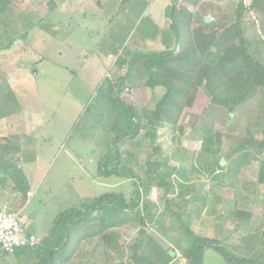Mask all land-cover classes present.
Here are the masks:
<instances>
[{
  "label": "rangeland",
  "instance_id": "rangeland-1",
  "mask_svg": "<svg viewBox=\"0 0 264 264\" xmlns=\"http://www.w3.org/2000/svg\"><path fill=\"white\" fill-rule=\"evenodd\" d=\"M155 1L160 4L167 0ZM177 1H171L169 6L175 8L179 19L182 17L176 26L179 42L170 34L171 21L165 19V33L150 43L135 35L144 28L147 34V29H152L142 12L136 14L132 24L123 22L125 28H121L119 18L110 20L115 24L113 30L104 27L82 32L74 28L82 17L76 13L74 2L64 5L66 0H6L0 10V49L13 46L14 52L24 50L32 55L35 64L43 61L44 69L31 64V70L37 71L34 78L38 98L29 99L28 105L35 103L33 111H41L44 116L45 128L38 131V143L44 145L50 140L52 146L46 155V147H42L40 165L29 162L35 150L28 141L29 134H24L26 127L15 96L2 82L1 62L5 60L0 54V117L14 114L4 122L14 127V134L7 140L11 150L7 151L13 155L6 153L3 161L19 166L33 183L32 196L24 198L0 167V210L21 213L29 202L27 210L31 214H21L20 218L27 232L38 239L37 246L28 251L0 254V264L39 263L50 250L44 243L54 239L48 231L59 213L80 210L82 204L105 194L113 197L105 203V209L97 208L83 221L73 218L74 222L64 226L68 234L66 251L71 255L64 257L62 264H133L135 244L147 239L154 245L148 249L149 254L153 255L152 248L162 253L171 250L168 264H187L182 256V250L191 243L185 236L186 229L217 240L235 258L253 264L264 262V185L258 181L264 153L238 149L249 139L260 140L264 133V87L254 89L252 95L228 112L211 103L206 80L192 87L197 72L188 76L175 67L165 70L156 74L155 80L170 83L173 94L181 85L187 92L180 103L176 125L155 122L152 127V113L165 87L153 85L142 62H136L118 95L131 106L139 131L126 141L119 160L108 165L112 173L106 177L98 172V160L109 146L114 127L122 121L108 90L125 74L123 61H130L136 54L163 51L166 45L161 42L168 38L174 55L185 42L193 49L217 42L209 49L225 55L236 43L229 36L224 38L225 30L233 26L242 3V31L249 43L248 53L254 61L264 64L260 16L248 9L252 0H193L191 4ZM205 17L212 19L213 27L202 25ZM237 65L238 75L248 78L243 64ZM225 83L222 81L221 86ZM241 86L240 90L246 87ZM212 89H216L214 82ZM149 132H154L153 138L147 135ZM205 133L214 138L203 144ZM147 161H158V165L151 168ZM124 170L131 171L134 177ZM159 178L167 188L156 184ZM145 182L149 183L148 189L143 187ZM144 205L148 211H143ZM149 212L155 218L152 223L140 222V217ZM244 213L250 214L247 220L241 218ZM202 264L231 263L221 254L206 250Z\"/></svg>",
  "mask_w": 264,
  "mask_h": 264
},
{
  "label": "trees",
  "instance_id": "trees-1",
  "mask_svg": "<svg viewBox=\"0 0 264 264\" xmlns=\"http://www.w3.org/2000/svg\"><path fill=\"white\" fill-rule=\"evenodd\" d=\"M5 2L6 0H0V10L3 9ZM248 9L255 10L257 15L260 16V36L262 37L261 41L264 42V0H252ZM243 10L244 7L242 3H239L238 10L235 13L236 19L233 26L230 29L228 28L225 30V37H221L226 38L229 36L236 42L234 45L235 47L230 49L225 55L221 54L220 52H213L209 49L208 46L210 44L212 46H217V42L214 44L210 43L208 45L204 44V48L202 46L203 44H200L199 49H193L189 42H185L181 45V50L178 55H174V51H172L173 49L170 50L168 43H166V49L163 51L140 53L131 57L130 61H123L124 65L126 66L125 74L118 78L114 82L113 87L109 88L108 90V96H110V100L118 108V111L120 112L118 113V116L122 118V121H119L117 126H113L116 131L114 132L113 137L108 141L109 146L105 151L104 156L98 160V172L101 175L108 177L112 173V170L108 168V165L119 160L121 154L124 152L126 141L135 136L140 128L139 125L134 122L135 115L132 112L131 106L121 101L118 95L123 86L127 84V81L130 77L131 68L136 62H142V66L147 72L148 80H150L153 85L159 84L165 87V93L156 102L154 111L152 113L154 120L150 122L152 127H154L155 122H164L169 126L174 127L177 122V117L181 112L182 107L180 103L187 92L184 88V85H181L180 89L175 94H173L171 92L170 83H160V81H156V74L162 73L165 70H172L175 67L179 72H183L185 75L188 74V76L193 71L197 72L198 75L195 78L196 83H194L192 87L200 84L202 80H206V89L211 97V103L215 106L225 109L228 112H232L236 106L240 105L248 96L252 95L254 89L264 87V64L252 59L248 53L249 43L243 37L242 26L244 19H242L241 16ZM177 16L178 14L176 13V10L173 6H169L165 9L166 19L171 21L170 34L176 39V42H179V33L176 26L180 25V19L182 17L179 19ZM201 23L207 27L214 26L213 22L205 24L203 19L201 20ZM184 29L185 34H187L186 29H189L188 26L184 27ZM7 48H9L8 45L4 48H1L0 51ZM173 60L176 61V64H173ZM238 62H241L244 66V69H246L245 73L247 74L248 78L245 80L242 78V75H238ZM240 70H242V68ZM222 81H225L226 83L221 86ZM213 82L216 85V89H212ZM241 85L246 86L244 90H240L242 88ZM216 91L219 93L217 94ZM147 135L153 138L154 132H149ZM213 138L214 137L211 133H205V138L202 140L203 144H205L206 141L208 142L209 140H212ZM217 139L218 142L219 138L217 137ZM242 143L243 141H241V144ZM239 148H252L253 150L256 149V152L262 151L264 153V133L260 140L249 139L246 145H239L238 149ZM215 150L217 149H212L214 152ZM154 151L158 152L157 149H154ZM5 156L6 153L0 147L1 169L4 170L6 174H8L11 180H13V182L16 184L18 191L21 192L24 198H26L29 188L27 180L25 179L23 173H21L17 167H14L12 163H4L3 160ZM157 162L158 161L155 163L147 161L145 163L149 167L153 168L158 165ZM124 172L134 177V174L131 171L124 170ZM258 181L264 185V162L260 164ZM156 184L161 188L168 187L165 181L161 178L157 180ZM143 187L148 189L149 183L145 182ZM112 198V196L105 194L98 197L96 201L82 204L81 207L83 209L81 208L77 211L72 210L59 213L57 219L53 222L50 230L48 231V235L54 239L52 241L50 239L46 240L44 243L50 250L44 255V257L40 259L39 263L35 262L34 264H62L64 261L63 258L71 255L70 252L66 251L65 240H68V234L64 226H66L69 221L74 222L72 220L73 218H79L82 220L83 218L88 217L90 212L96 210L97 208L105 209V203H108V201L111 202ZM148 208L149 207L147 205H144L143 211H148ZM249 217V213H244V215L241 216L242 219L246 220ZM154 219V216L149 212L145 215V217H140V222L148 220L149 223H152ZM99 220L101 223H104L103 219L100 218ZM141 234H144V232L141 231ZM185 236L188 237L189 240L191 239L190 245L182 250V256L187 261V264H202L203 255L206 250H211L221 254L227 263L246 264L250 262L253 264L252 261H245L244 259L233 257L228 252H226L220 243L215 239L197 236L192 233L190 229H186ZM152 245L153 244L150 239H147L144 242L140 241L139 243L135 244L131 258L133 264H168L171 260V255L169 254L171 250L162 253L157 248H152L153 255H151L149 254L150 252L148 249H150V247H154V245ZM141 249L143 252H140ZM28 250L30 249H20L18 251L25 252ZM254 264H264V262Z\"/></svg>",
  "mask_w": 264,
  "mask_h": 264
},
{
  "label": "crops",
  "instance_id": "crops-1",
  "mask_svg": "<svg viewBox=\"0 0 264 264\" xmlns=\"http://www.w3.org/2000/svg\"><path fill=\"white\" fill-rule=\"evenodd\" d=\"M173 0H167L163 3H160L155 0H66V3L64 5H69V2H74L76 5V13H78L80 16L81 23H79L76 28V30L86 31L90 30V32L96 31L98 28H106L109 27L108 30H113L114 22L112 25V20H116L121 22V28L122 23H133V20L136 17V14H139L142 12L146 17H148V23L150 24L151 31H146L145 28L143 31H138L136 36H138L139 40H143L145 42H157L156 39H158V36H162L165 32L162 29V21L166 19L165 17V9L169 7L170 2ZM184 1V4H188L193 0H178V3H181ZM91 9H90V5ZM70 7L66 8L69 9ZM87 14L85 13L86 10ZM70 10V9H69ZM77 14V15H78ZM121 16V17H120ZM103 18L106 19V22L102 20ZM111 20V21H110ZM110 23V24H109ZM116 28V27H115ZM164 32V33H162ZM97 34L99 32L97 31ZM25 43H28L27 38L24 40ZM169 38L167 40L163 39L161 42V45L164 46L166 43H169ZM25 49V47H23ZM165 48V47H164ZM166 49V48H165ZM164 49V50H165ZM24 51V50H23ZM18 51L14 52V47L10 46L7 49L1 50L0 54L2 56V59L5 61H2V67H1V75L3 76V84H6L9 87V90H11L15 96V99L18 103V106L20 108V111L22 112V122L23 126L26 128L24 129V134H29L28 141L31 142L33 146V150L35 152L32 154L31 159L29 162H33V164L40 165L42 157L39 152H43L42 147H46V153H49L51 144L49 143L50 140H48V143L44 145H40L38 143L40 140V134L39 129L41 127L45 128V122H44V116L42 115L41 111L39 113L34 112V108L36 107L35 103L31 102L28 105L29 99H34L37 96L36 95V77L37 71L31 70V64L34 62L32 55L28 54V52ZM28 51V49L26 50ZM162 51V50H159ZM158 51V52H159ZM35 64V62L33 63ZM35 67H40L41 69H44V63L41 61L38 64L34 65ZM44 71V70H43ZM32 94V95H31ZM35 94V95H34ZM38 98V96L36 97ZM31 100V101H32ZM34 106V108L32 107ZM14 114L11 115H5L3 117H0V147L5 153L10 154L12 156L13 154L8 152L7 150H10V147L8 146V137L11 134H14L13 126L10 127L9 125L4 124L5 120L13 118ZM52 136V134L50 133ZM28 136V135H27ZM47 145V146H46ZM42 150V151H41ZM6 157V156H5ZM4 157V158H5ZM18 164V163H15ZM19 168V166L17 167ZM23 175L25 179L27 180L28 184V194L29 196H32V188L33 183L31 181L30 175L25 173L23 171ZM33 176V175H32ZM31 176V177H32ZM29 202H26V206H24L21 213L17 210H8L9 207H6L8 211L10 212H16L21 214H31L27 210ZM1 208V207H0ZM2 209V208H1ZM27 231V230H26ZM29 234H33L32 232H27ZM35 235V234H33ZM36 236V235H35Z\"/></svg>",
  "mask_w": 264,
  "mask_h": 264
},
{
  "label": "built area",
  "instance_id": "built-area-1",
  "mask_svg": "<svg viewBox=\"0 0 264 264\" xmlns=\"http://www.w3.org/2000/svg\"><path fill=\"white\" fill-rule=\"evenodd\" d=\"M38 239L26 231L19 213L0 210V253L12 255L20 249H33Z\"/></svg>",
  "mask_w": 264,
  "mask_h": 264
},
{
  "label": "water",
  "instance_id": "water-1",
  "mask_svg": "<svg viewBox=\"0 0 264 264\" xmlns=\"http://www.w3.org/2000/svg\"><path fill=\"white\" fill-rule=\"evenodd\" d=\"M211 20H212V19H211L210 17H205V19H204V23H205V24H208V23L211 22ZM222 162H224V161L222 160ZM169 254L172 256V254H173L172 251H170Z\"/></svg>",
  "mask_w": 264,
  "mask_h": 264
}]
</instances>
